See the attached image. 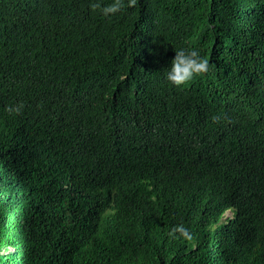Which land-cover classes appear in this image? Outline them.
<instances>
[{"label":"trees","instance_id":"trees-1","mask_svg":"<svg viewBox=\"0 0 264 264\" xmlns=\"http://www.w3.org/2000/svg\"><path fill=\"white\" fill-rule=\"evenodd\" d=\"M93 2L0 0V264H264V0Z\"/></svg>","mask_w":264,"mask_h":264},{"label":"clouds","instance_id":"clouds-1","mask_svg":"<svg viewBox=\"0 0 264 264\" xmlns=\"http://www.w3.org/2000/svg\"><path fill=\"white\" fill-rule=\"evenodd\" d=\"M137 0H113L112 3L104 5L100 0H96L90 4L93 12L99 11L104 17H110L125 8H134ZM211 70L209 59L202 57L199 51L195 49L180 48L175 51V56L171 60L170 67L166 74V79L175 87L181 88L187 86L196 77L203 76ZM23 108V104L15 107L8 106L6 111L10 114H19ZM218 118L214 117L213 120ZM178 234V235H177ZM168 236L172 239H183L184 241L191 242L194 236L191 231L183 224L175 225L168 232Z\"/></svg>","mask_w":264,"mask_h":264},{"label":"rangeland","instance_id":"rangeland-1","mask_svg":"<svg viewBox=\"0 0 264 264\" xmlns=\"http://www.w3.org/2000/svg\"><path fill=\"white\" fill-rule=\"evenodd\" d=\"M225 214V215H224ZM223 215H221V217H220V221L221 222H225V220H226V217H227V215H230V211H227V212H225ZM219 221V222H220ZM218 222V223H219Z\"/></svg>","mask_w":264,"mask_h":264}]
</instances>
